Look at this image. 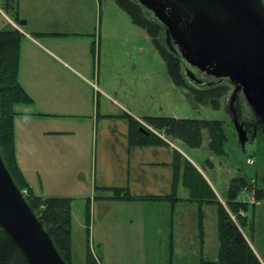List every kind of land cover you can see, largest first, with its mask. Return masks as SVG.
<instances>
[{"label":"crops","instance_id":"crops-1","mask_svg":"<svg viewBox=\"0 0 264 264\" xmlns=\"http://www.w3.org/2000/svg\"><path fill=\"white\" fill-rule=\"evenodd\" d=\"M89 2L16 0L12 16L0 7V31L18 30L22 34L18 81L30 101L13 108L16 160L27 187L42 198L72 199V260L77 264H86L91 251L100 264H185L187 249L181 246L193 239L200 252L191 264L216 261L219 221L217 240L209 239L206 215L201 221L200 213L194 220L193 205L198 202L191 201L192 192L183 182V173L176 182V204L145 198L172 194L176 181L173 161L179 149L170 141L169 145L131 147L128 117L143 123L147 115L138 110L134 83L132 88L130 80L121 82L120 72L110 78L112 65L119 60L115 56L126 51L120 43L128 34L104 30L109 16L97 13L95 0H91L90 12ZM20 21L26 23L21 25ZM138 33L140 42H152L143 28ZM154 48L158 56L160 51ZM131 65L132 70L138 67L134 61ZM149 131L162 137L159 131ZM73 149L91 155L90 178L82 171V161L64 159V153ZM65 163L77 169L74 183L69 184L63 174ZM50 175L57 182L63 181L67 189L83 190L48 191ZM208 181L224 204L226 197L223 199ZM106 188L121 189V196L126 192L132 198H113V192ZM208 241L216 244L212 254L207 252Z\"/></svg>","mask_w":264,"mask_h":264},{"label":"rangeland","instance_id":"rangeland-1","mask_svg":"<svg viewBox=\"0 0 264 264\" xmlns=\"http://www.w3.org/2000/svg\"><path fill=\"white\" fill-rule=\"evenodd\" d=\"M15 1L16 0L0 1V7L6 15H13L11 7L15 6ZM128 1L129 4L132 5L133 3L140 7V9H136L137 12H140L142 20L147 22V27L159 38V43L162 49H164L170 56L172 55L175 57L171 59L173 60V64L177 66L183 86H176L173 83L167 71L165 59L161 54L156 56L154 44L148 41L140 42V38L137 36H139L138 30L140 31L141 28L133 23L131 17L126 11L120 8L113 0H95L94 5L97 13L109 16V21L104 23V30H121L128 34L127 39L122 40L120 43L121 46H125L124 49L126 51L120 52L117 54L118 56H115V59L118 58L119 60L112 65L110 78L113 77L112 74L114 72H120L121 82L125 79L126 81L130 80L132 88V82L134 83L138 90V96L137 99H135V102L138 104V110L141 113H146L147 117H170L177 119H197L222 122L227 138L224 145V154L217 155L210 151L207 135L204 136V142L200 147L187 144L181 139L171 137L168 139V137L162 132H159L162 135V137H159L163 140L164 145H169L168 141H170L179 149V151L177 150L176 157L178 158L179 163L181 158L183 160L180 163L181 169L183 168L184 171L192 169L193 176H195L194 174L196 172L200 175H198L200 177L199 179L196 178V181H191L194 185V189L198 188L203 193H206L205 183H208V185L211 186L208 181L209 179L222 198L225 199L226 197V199L223 200L224 206L227 208L233 221L238 225L246 238H251L249 230L245 227H241L242 223L239 216L235 215L231 207L227 204L226 195L231 182L237 178H246L249 182H253L258 189L263 188L264 132L260 133L255 138L253 146L244 149L239 141L238 133L232 120L234 116L233 112L229 110L234 86L226 79L221 80L211 78L188 64L189 71L207 82L206 86H198L194 84L187 75V69L182 57L171 48L165 27L155 18L150 10L143 9L136 0ZM92 4L93 3L90 0L88 4L90 6L88 8L90 12L91 7H93ZM85 6L86 4L84 7ZM82 11L86 12V9L82 8ZM2 22L3 19L0 17V23ZM142 49L144 52L140 54ZM133 61L138 67L132 70L131 62ZM197 92L203 94L205 96L204 98L207 96L214 97L216 103L209 100L199 102L195 96ZM119 98L121 101H125L124 97L119 96ZM135 102H133V100L127 101V103ZM237 110L240 113V119L242 121H256L242 92L238 96ZM140 124L141 127L158 132V130L146 122ZM181 152L186 153L192 161L188 160ZM63 157L66 161L69 158L82 161V171L88 175V178H90L92 169L90 154L89 156L87 154L84 155L81 154L79 150L73 149L69 152H65ZM208 160L214 164V168L209 166L207 163ZM174 163H176V160L173 161V164ZM9 164L12 170H14L13 163L9 162ZM70 165L73 166L72 163H65L63 167L60 166L63 174L68 179L69 184L72 182L74 183L75 180H77V169L70 167ZM176 171L177 170L175 169V172ZM191 180L193 179L191 178ZM50 183V188L46 187V190H55L57 193H70L69 191H73L71 193H79L83 190V188H81L82 190L80 188L67 189L63 181L59 182L58 180L57 182L52 175H50ZM54 186L58 187V189H53ZM24 194L26 196L28 195V192H24ZM238 200L249 204L248 217L250 220L254 219V222L258 227V242L260 245L259 249L256 250V253L262 264H264V196L260 197L259 200H256L252 192L241 191ZM193 206V209L196 212L194 220H198V215H200L201 212L202 214H205V225L207 227L209 239L217 240L215 235L217 234L216 224L217 221H219V217L216 206H210L208 203H204L203 205L196 203ZM203 206H205L204 210L201 209ZM198 207L199 210L197 211ZM240 214L244 216V213ZM79 241L80 239H78V243ZM215 245L216 244L208 241L207 247H209V249L207 252L209 254L214 253L215 249H212V247L215 248ZM181 248L187 249L185 252L187 254L185 256V264L193 263L194 259H196V256L200 252L199 244L194 239L191 243L181 246ZM131 250L132 248L130 247L129 251ZM89 253L93 256L96 264H100V258L95 257L92 251ZM73 262L75 264L78 263L75 260H73ZM175 264H179V262H175Z\"/></svg>","mask_w":264,"mask_h":264},{"label":"trees","instance_id":"trees-1","mask_svg":"<svg viewBox=\"0 0 264 264\" xmlns=\"http://www.w3.org/2000/svg\"><path fill=\"white\" fill-rule=\"evenodd\" d=\"M120 8L128 13L133 23L143 28L153 44L158 48L160 54L166 62L167 71L176 86H183L177 66L173 64L174 56H170L162 49L159 38L147 27V22L142 20L140 12L136 9L140 7L136 4H129L128 0H113ZM264 4V0H262ZM142 7V6H141ZM143 8V7H142ZM144 9V8H143ZM22 44V34L18 30L0 31V147L3 159L12 177L17 183L19 189L24 192L28 191L26 199L35 212L37 217L44 225L46 231L51 236L59 253L67 262V264H75L72 260V199L71 198H42L34 195L27 187L24 176L18 166L16 160L15 137H14V105L17 103H25L30 101L26 92L18 81V68L20 59V48ZM172 58V59H171ZM199 102L206 100L214 101V97L205 96L200 92L195 94ZM130 123L129 143L131 147H149L164 145L163 140L154 133L145 135L139 131L141 124L131 116L128 117ZM149 125L167 137L181 139L187 144L200 147L204 142V136L207 135L208 147L213 154H224V145L227 141L223 124L220 121H207L197 119H177L170 117H145L143 119ZM9 162L13 163L12 170ZM207 163L211 168L214 164L208 160ZM177 170L175 173V188L172 194L167 197L148 196L145 198L154 201L167 199L176 204L179 201L176 192L177 180L180 173H183V182L192 192L191 201L198 202L203 205L208 203L216 206L219 217V237L220 249L219 256L216 261L203 260L202 264H262L256 250L259 249L258 227L254 219L248 217L249 204L238 200L241 191H248L254 194L256 200L264 196L263 188L258 189L253 182H249L246 178L234 179L227 192V204L231 207L234 214L239 216L242 223L241 227L247 228L251 233V238H246L238 225L233 221L230 213L224 204L214 194L212 188L206 184V193L198 188L194 189L192 182L200 175L193 170L184 171L180 168L178 158L173 164ZM199 175V176H198ZM191 178L193 180H191ZM192 181V182H191ZM196 187V186H195ZM200 188V186H199ZM113 192V198L131 199L130 194L124 193L121 189H109ZM205 191V190H204ZM90 205L87 208V219L90 224L91 216ZM240 213H244L242 216ZM202 212L200 220L202 221ZM242 216V217H241ZM202 226V225H201ZM202 228V227H201ZM0 264H28L24 256L21 254L17 246L0 228ZM86 264H96L93 256L89 253Z\"/></svg>","mask_w":264,"mask_h":264},{"label":"water","instance_id":"water-1","mask_svg":"<svg viewBox=\"0 0 264 264\" xmlns=\"http://www.w3.org/2000/svg\"><path fill=\"white\" fill-rule=\"evenodd\" d=\"M165 27L183 61L243 92L256 123L264 126V4L262 0H137ZM25 21H20L24 25ZM195 84L202 82L187 73ZM244 149L257 127L232 118ZM139 131L150 135L145 127ZM0 228L28 264H67L7 168L0 147Z\"/></svg>","mask_w":264,"mask_h":264},{"label":"flooded vegetation","instance_id":"flooded-vegetation-1","mask_svg":"<svg viewBox=\"0 0 264 264\" xmlns=\"http://www.w3.org/2000/svg\"><path fill=\"white\" fill-rule=\"evenodd\" d=\"M137 1V0H136ZM138 2V1H137ZM139 3V2H138ZM140 4V3H139ZM145 9V8H144ZM148 10V9H147ZM152 13V12H151ZM171 48H172V46H171ZM174 51H176V53L178 54V55H180V53H179V51H178V49L176 48V47H173L172 48ZM181 56V55H180ZM184 62V61H183ZM185 63V62H184ZM185 66H186V69H187V73H189V72H191V71H189V68H188V64L187 63H185ZM193 67V66H192ZM196 69H198L200 72H202V73H204L205 75H207V76H209V77H211V78H215V77H213V76H211L209 73H207V72H205V71H202V70H200L199 68H197V67H195ZM192 73V72H191ZM195 75V74H194ZM196 76V75H195ZM197 77V76H196ZM198 78V77H197ZM201 82H202V84H196V85H198V86H206L207 85V82L205 81V80H203V79H201V78H198ZM222 80V79H221ZM226 80H228L229 82H230V80L229 79H226ZM231 83V82H230ZM195 84V83H194ZM232 84V83H231ZM213 85V84H212ZM233 85V84H232ZM234 86V85H233ZM234 90H235V86H234ZM234 93V92H233ZM233 93H232V96H233ZM241 92H239L236 96H234V104L233 105H230V107H229V110H231L232 112H233V115H235V116H237V118L239 119V120H241L240 119V113H239V111L237 110V101H238V96H239V94H240ZM243 93V92H242ZM232 99V98H231ZM234 117V116H233ZM242 121V120H241ZM244 122H246V121H244ZM248 125H253V124H255L256 125V127H257V133H256V137L260 134V133H262V132H264V126H261V125H259V124H257L256 123V121L254 120V122H246Z\"/></svg>","mask_w":264,"mask_h":264},{"label":"built area","instance_id":"built-area-1","mask_svg":"<svg viewBox=\"0 0 264 264\" xmlns=\"http://www.w3.org/2000/svg\"><path fill=\"white\" fill-rule=\"evenodd\" d=\"M24 192H25V193H27L28 191H27V190H25Z\"/></svg>","mask_w":264,"mask_h":264}]
</instances>
